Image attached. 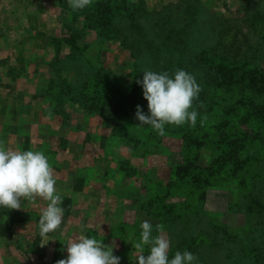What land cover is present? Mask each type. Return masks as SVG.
I'll use <instances>...</instances> for the list:
<instances>
[{
	"label": "rangeland",
	"instance_id": "obj_1",
	"mask_svg": "<svg viewBox=\"0 0 264 264\" xmlns=\"http://www.w3.org/2000/svg\"><path fill=\"white\" fill-rule=\"evenodd\" d=\"M178 69L197 122L161 136L137 81ZM0 141L48 157L64 209L43 244L47 201L0 207V264H55L81 234L137 264L145 220L169 258L264 264V0H0Z\"/></svg>",
	"mask_w": 264,
	"mask_h": 264
},
{
	"label": "clouds",
	"instance_id": "obj_2",
	"mask_svg": "<svg viewBox=\"0 0 264 264\" xmlns=\"http://www.w3.org/2000/svg\"><path fill=\"white\" fill-rule=\"evenodd\" d=\"M93 0H67L73 11L83 10L92 5ZM143 97L147 101L148 113L139 105L135 117L140 125H151L159 135L165 134V125L195 126L198 112L193 109V101L201 91L194 75L178 69L169 75L167 71H143ZM192 109V110H190ZM58 130V129H57ZM37 197L47 201L42 210L38 227L39 235L45 240L50 232H55L63 220L62 197L57 193L56 177L49 159L41 151L5 149L0 141V207L4 209L22 208V201L35 200ZM81 232L84 226L81 225ZM137 264H193L195 255L190 251H176L169 258L170 240L163 234L152 236L153 226L145 220L140 224ZM156 231L163 232V225H156ZM42 244V245H43ZM145 246L149 248L145 254ZM67 257L55 264H119L120 257L113 254L102 240L81 234L67 246Z\"/></svg>",
	"mask_w": 264,
	"mask_h": 264
},
{
	"label": "trees",
	"instance_id": "obj_3",
	"mask_svg": "<svg viewBox=\"0 0 264 264\" xmlns=\"http://www.w3.org/2000/svg\"><path fill=\"white\" fill-rule=\"evenodd\" d=\"M136 36V39H134V41H135V43H137L138 41H140L141 40V36L139 35V34H136L135 35ZM175 35H173V34H170V33H168V34H166V38L169 40V41H171V38H173ZM147 41V42H146ZM144 42H146V45H147V47H149L150 48V46H151V44H150V42H148V39H146ZM166 42V41H165ZM164 45H165V43H164ZM167 46V45H166ZM175 46V45H174ZM168 48H169V46H168ZM246 133L243 135V138H242V140H244V139H246Z\"/></svg>",
	"mask_w": 264,
	"mask_h": 264
}]
</instances>
